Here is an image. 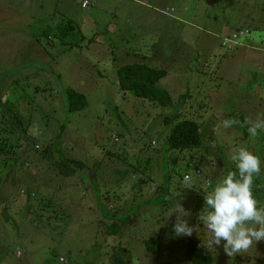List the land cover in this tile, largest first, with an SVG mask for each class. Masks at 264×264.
Segmentation results:
<instances>
[{
	"label": "rangeland",
	"instance_id": "obj_1",
	"mask_svg": "<svg viewBox=\"0 0 264 264\" xmlns=\"http://www.w3.org/2000/svg\"><path fill=\"white\" fill-rule=\"evenodd\" d=\"M83 1L0 0V264H191L185 245H208L198 214L232 150L258 156L264 178V131L245 123L264 114V0ZM137 60L167 70L173 106L122 92L118 69ZM67 89L84 110H68ZM173 114L198 123L199 149H168ZM62 157L86 169L64 177ZM179 204L191 236L173 231ZM158 234L159 254L144 243ZM223 243L214 264H264V241L234 258Z\"/></svg>",
	"mask_w": 264,
	"mask_h": 264
},
{
	"label": "clouds",
	"instance_id": "obj_2",
	"mask_svg": "<svg viewBox=\"0 0 264 264\" xmlns=\"http://www.w3.org/2000/svg\"><path fill=\"white\" fill-rule=\"evenodd\" d=\"M236 119H226L222 127L230 128L240 124ZM250 137H257L264 131V114L254 122L245 121ZM221 125H218L221 126ZM236 171H229L215 183L212 191L204 196V207L198 214V221L206 228L208 249H215L223 243V250L229 257L246 253L253 244L264 241V206L253 195L254 177L261 174V160L244 147L232 150L229 157ZM183 183L191 188V176L185 175ZM177 214L173 231L177 236H191L196 230L190 227L185 217L191 213L179 204L173 212Z\"/></svg>",
	"mask_w": 264,
	"mask_h": 264
},
{
	"label": "trees",
	"instance_id": "obj_3",
	"mask_svg": "<svg viewBox=\"0 0 264 264\" xmlns=\"http://www.w3.org/2000/svg\"><path fill=\"white\" fill-rule=\"evenodd\" d=\"M167 75V70L152 67L142 61L122 66L117 72L118 84L122 92L131 93L137 98L153 102L161 107L169 108L174 104L171 94L167 89L160 86L161 80H163ZM66 95L67 107L70 112L82 111L87 107L88 103L85 95L76 92L73 89H67ZM177 119V114H173L165 118L166 124L174 123L167 139L168 149L170 151L181 152L199 149L202 146V140L200 136V126L198 123L188 119L176 121ZM1 151L2 148H0V153ZM56 167L59 169L60 174L64 177H70V175L74 172L86 169L83 162L63 157L60 161L58 160ZM229 167L230 168L227 169V172L236 171L234 163ZM1 182L0 177V184ZM255 184L258 188L253 191V195L255 199L260 202V205L264 206V178L260 181L254 179L253 186ZM256 194L257 196H255ZM102 212L103 214H110V211H107L104 207ZM120 229L121 228L115 227L112 231L113 235H118ZM156 238L155 242L147 240L144 243L148 250L159 254L162 237L158 234ZM184 257L186 261L191 264H214L213 250L208 249L206 244L193 236L189 237L187 240Z\"/></svg>",
	"mask_w": 264,
	"mask_h": 264
},
{
	"label": "built area",
	"instance_id": "obj_4",
	"mask_svg": "<svg viewBox=\"0 0 264 264\" xmlns=\"http://www.w3.org/2000/svg\"><path fill=\"white\" fill-rule=\"evenodd\" d=\"M90 6H91V3L89 1H84L82 3V8H84V9L89 8ZM236 33L237 34L231 35L228 38L224 39V42L222 43V47L223 48H225V49L228 48V49L231 50L234 46H236L237 44H240V43H238L239 39L246 37L248 32L239 31V32H236ZM187 175L191 176V174H187ZM196 176L198 178L203 177L202 171L197 170ZM191 180H192V176H191ZM207 186H210V183H207ZM61 261H63V259H61Z\"/></svg>",
	"mask_w": 264,
	"mask_h": 264
},
{
	"label": "crops",
	"instance_id": "obj_5",
	"mask_svg": "<svg viewBox=\"0 0 264 264\" xmlns=\"http://www.w3.org/2000/svg\"><path fill=\"white\" fill-rule=\"evenodd\" d=\"M84 1H89V0H84ZM83 1V2H84ZM133 1H135L137 4H142V1L141 0H133ZM90 2V1H89ZM91 3V2H90ZM144 6V5H143ZM138 61V60H137ZM140 61V60H139ZM264 140V139H263ZM91 181H92V179H91ZM93 184V183H92ZM91 184V185H92ZM206 186H207V184H206ZM208 187V186H207ZM100 188V187H99ZM99 188H97V192H98V195L96 196V200H98V205L99 206H102L103 204H102V200H103V198H104V196H103V193L99 190ZM95 196V195H94ZM112 219H115L114 217L112 218Z\"/></svg>",
	"mask_w": 264,
	"mask_h": 264
}]
</instances>
